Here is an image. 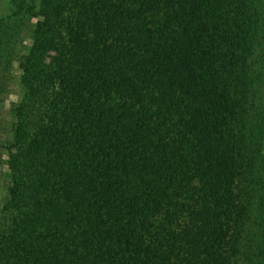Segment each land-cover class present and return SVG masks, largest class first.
<instances>
[{"label": "trees", "instance_id": "16d2710c", "mask_svg": "<svg viewBox=\"0 0 264 264\" xmlns=\"http://www.w3.org/2000/svg\"><path fill=\"white\" fill-rule=\"evenodd\" d=\"M5 7L0 264H264L258 0Z\"/></svg>", "mask_w": 264, "mask_h": 264}, {"label": "rangeland", "instance_id": "374dc122", "mask_svg": "<svg viewBox=\"0 0 264 264\" xmlns=\"http://www.w3.org/2000/svg\"><path fill=\"white\" fill-rule=\"evenodd\" d=\"M259 1V7L264 14V0H258ZM5 2L6 0H0V15L4 12H6V7H5ZM34 22L31 23L29 26L26 36L23 39V45L20 47L21 51L25 52L31 45V32L33 29ZM253 72L256 74V76L260 74L262 78L259 77V92L264 93V32H263V38L261 39V42L258 46V49L256 51L255 57H254V64H253ZM16 73V79L11 86V91L8 94L7 98V104L5 105V108L3 109V114L6 118V121L9 123L11 119H13V113L12 109L14 104L18 101V99L21 97V87L18 83L19 81V72L15 71ZM258 89V88H257ZM5 181L1 183L0 186V205L3 200V198L6 195V186L4 185Z\"/></svg>", "mask_w": 264, "mask_h": 264}]
</instances>
